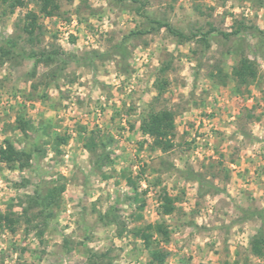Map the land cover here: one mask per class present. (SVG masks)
<instances>
[{"label": "rangeland", "instance_id": "obj_1", "mask_svg": "<svg viewBox=\"0 0 264 264\" xmlns=\"http://www.w3.org/2000/svg\"><path fill=\"white\" fill-rule=\"evenodd\" d=\"M25 2L0 1V39L18 44L0 54V144L23 154L0 161V214L19 219L0 225V264H152L141 235L157 223L164 264H264L251 252L264 230V0H58L51 18ZM243 57L259 71L248 87L233 76ZM161 110L175 115L167 152L140 129ZM165 197L175 210L161 216Z\"/></svg>", "mask_w": 264, "mask_h": 264}, {"label": "trees", "instance_id": "obj_2", "mask_svg": "<svg viewBox=\"0 0 264 264\" xmlns=\"http://www.w3.org/2000/svg\"><path fill=\"white\" fill-rule=\"evenodd\" d=\"M3 4L8 5V9L10 13H13L17 8L24 7L26 5L25 0H0ZM34 3L38 7L39 14L44 17H54L60 11V6L58 0H33ZM134 3H139L140 0H131ZM243 1V0H239ZM24 26L23 31L29 36L31 41L34 39V35L39 26V17L35 12H28L24 17ZM158 25V29L166 28L169 30L171 34L176 37H179L184 40H189V37L184 36L183 34L175 32L172 27L166 22L155 21ZM228 37L229 35H225ZM0 54L1 58L4 59L11 55H15L18 44L12 39L7 38V40L0 39ZM207 42V40H204ZM19 52H22L20 50ZM24 55V53H22ZM21 54V55H22ZM59 55L58 52H48L43 53L42 57H45L47 60H50L52 57ZM26 58L34 59L37 57L36 54L24 55ZM4 61V60H3ZM258 66L257 63L250 60L247 57H243L239 64L234 68L233 76L239 86L248 87L250 84L255 82L258 78ZM167 83L158 81L156 84L157 92L159 96H162L166 90ZM20 129L23 132L27 131V123L21 120ZM141 132L143 135H147L153 137L155 139V145L160 148L163 152H167L172 149L173 142L172 137L174 136L175 130V115L168 110L161 111H152L146 119L143 120L141 125ZM56 143L59 144H67L68 138L57 136ZM23 154L16 151L14 146L10 143H6V145L0 144V161L3 163H7L9 165H15L16 163L21 161V157ZM186 178L198 181L200 184L204 183L202 179L198 178V176L193 172H188L186 174ZM127 184L134 190L135 193L138 191L137 183L131 179L127 178ZM64 188L61 187L59 189L51 190L47 195L41 198V205L45 208H48L56 202L57 196L63 192ZM136 199L137 195H136ZM35 204H40L39 202H35ZM143 207V206H141ZM161 211L159 214L161 216H168L173 213L175 210L174 205L171 200L165 197V200L161 206ZM5 224L10 231L15 232V228L19 223V219L13 218L11 215H2L0 214V225ZM153 235H158L164 240H168L169 238V230L163 223H157L154 225H149L147 227V231L143 232L141 235V239L143 240L147 249L150 250L151 255V263L152 264H164L167 253L160 252L159 250L151 249V239ZM251 252L257 257L261 258L264 256V230L261 228L259 232L252 238L251 240Z\"/></svg>", "mask_w": 264, "mask_h": 264}]
</instances>
